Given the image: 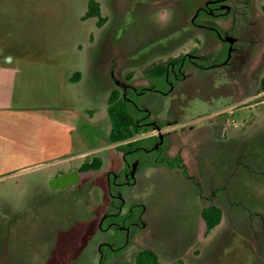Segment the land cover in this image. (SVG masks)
I'll return each mask as SVG.
<instances>
[{"label": "rangeland", "instance_id": "374dc122", "mask_svg": "<svg viewBox=\"0 0 264 264\" xmlns=\"http://www.w3.org/2000/svg\"><path fill=\"white\" fill-rule=\"evenodd\" d=\"M89 1L0 0L2 66L27 79L25 102L56 103L51 108L58 118L57 126L41 125L32 142L21 140L25 155L16 165L0 168V264L97 259L98 217L87 205L100 196L97 185H90L104 183V169L118 157L105 149L114 79L133 64L130 58L178 37V26L193 14L191 4H179L183 0H98L107 17L100 26L98 17L84 18ZM256 2L262 9L264 0ZM245 111L250 169L230 173L237 138L224 146L209 139L197 156V182L176 171L152 176L146 218L160 264H264V107L253 103ZM62 120L66 125L60 126ZM95 155L103 157V168L85 172L72 190L51 187L60 171ZM216 188L221 194L213 204L223 217L206 233L202 210Z\"/></svg>", "mask_w": 264, "mask_h": 264}, {"label": "flooded vegetation", "instance_id": "af4514ba", "mask_svg": "<svg viewBox=\"0 0 264 264\" xmlns=\"http://www.w3.org/2000/svg\"><path fill=\"white\" fill-rule=\"evenodd\" d=\"M179 4H191L193 14L178 26V37L155 42L151 52L130 58L132 67L114 79L121 98L132 106L136 132L105 144L118 157L113 155V165L104 169L105 182L90 185L100 191L98 201L87 205L88 213L98 217L100 236L97 259L91 264H138L145 251L159 256L146 218V197L155 184L152 176L176 171L197 182L193 173L200 164L197 156L210 140L224 146L237 138L230 173L250 169L249 121L244 117L253 103L264 107V5L259 9L256 0ZM96 156L102 157L95 155L82 164ZM81 166L57 174L80 171V182L63 188L72 190L82 183L85 172L103 168L104 160L97 169L83 171ZM220 194L217 188L211 193L210 206Z\"/></svg>", "mask_w": 264, "mask_h": 264}, {"label": "crops", "instance_id": "0c3cea01", "mask_svg": "<svg viewBox=\"0 0 264 264\" xmlns=\"http://www.w3.org/2000/svg\"><path fill=\"white\" fill-rule=\"evenodd\" d=\"M2 56L5 60L4 55L0 56V60ZM2 65L4 64L0 61V168L5 170L16 165L21 156L25 155L22 153L26 149L21 144L22 139L29 137L32 142L31 139L36 133L39 136L37 130L41 125L49 128L51 122L57 126L58 118L56 110L51 108L56 103H42L34 99L25 102L27 79L15 68H5ZM62 121L60 126L66 125ZM46 134H49L48 137L52 136L49 131ZM36 149L37 145L33 146L32 151Z\"/></svg>", "mask_w": 264, "mask_h": 264}, {"label": "trees", "instance_id": "16d2710c", "mask_svg": "<svg viewBox=\"0 0 264 264\" xmlns=\"http://www.w3.org/2000/svg\"><path fill=\"white\" fill-rule=\"evenodd\" d=\"M98 17V25L102 26L107 17L102 15L101 3L98 0H90L88 10L84 18ZM109 116L112 122L109 142H119L132 137L136 130L131 104L121 98L118 88L111 89L109 96ZM103 164L102 157L96 156L91 161L82 164L81 170L100 168ZM203 217L206 222V233L220 224L223 217V210L217 205L205 207ZM159 256L154 251H145L138 257V264H159Z\"/></svg>", "mask_w": 264, "mask_h": 264}, {"label": "water", "instance_id": "95a60500", "mask_svg": "<svg viewBox=\"0 0 264 264\" xmlns=\"http://www.w3.org/2000/svg\"><path fill=\"white\" fill-rule=\"evenodd\" d=\"M11 57H9L10 59ZM81 180L80 171L78 169H74L70 172H65L60 175H57L51 178V187L53 189L68 187L74 184L79 183Z\"/></svg>", "mask_w": 264, "mask_h": 264}]
</instances>
